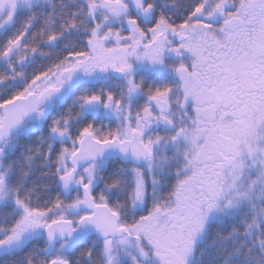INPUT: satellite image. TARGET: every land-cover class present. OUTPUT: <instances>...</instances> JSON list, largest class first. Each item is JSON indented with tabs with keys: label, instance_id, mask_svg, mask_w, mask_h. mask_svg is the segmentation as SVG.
Instances as JSON below:
<instances>
[{
	"label": "snow or ice",
	"instance_id": "1",
	"mask_svg": "<svg viewBox=\"0 0 264 264\" xmlns=\"http://www.w3.org/2000/svg\"><path fill=\"white\" fill-rule=\"evenodd\" d=\"M0 264H264V0H0Z\"/></svg>",
	"mask_w": 264,
	"mask_h": 264
}]
</instances>
